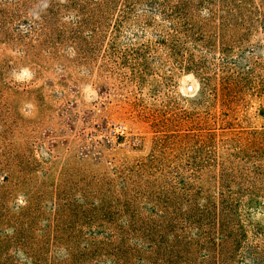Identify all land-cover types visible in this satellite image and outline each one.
<instances>
[{
  "label": "rangeland",
  "instance_id": "rangeland-1",
  "mask_svg": "<svg viewBox=\"0 0 264 264\" xmlns=\"http://www.w3.org/2000/svg\"><path fill=\"white\" fill-rule=\"evenodd\" d=\"M0 264H264V0H0Z\"/></svg>",
  "mask_w": 264,
  "mask_h": 264
}]
</instances>
